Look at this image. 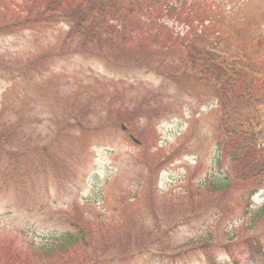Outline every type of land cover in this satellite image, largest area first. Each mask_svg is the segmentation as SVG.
I'll return each instance as SVG.
<instances>
[{"label":"rangeland","instance_id":"rangeland-1","mask_svg":"<svg viewBox=\"0 0 264 264\" xmlns=\"http://www.w3.org/2000/svg\"><path fill=\"white\" fill-rule=\"evenodd\" d=\"M167 1L137 3L149 20L165 27V42L155 36L157 26L151 36L149 30L147 38L136 39L141 60L148 51L164 53L160 47L171 48V56L184 55L165 31L187 33L199 43L230 23L237 42L223 39L225 51L233 43L242 48L241 41L256 46L255 69L264 73V0H173V10ZM17 3L0 0V27L18 15ZM68 33L62 22L0 36V65L15 78L0 80V171L10 173V163L26 164L21 179L13 172V182L9 178L3 186L0 178V256L14 260L12 250L22 257L15 264H200L207 254L200 250L203 239L211 235L206 246L214 264H264V258L247 257L244 241L254 235L264 255V229L258 224L244 232L248 218L236 186L225 196L209 191L235 171L224 155L216 160L220 115L214 101L194 86L163 80L153 70L159 66L115 72L113 63L124 62L122 52L114 50L106 67L81 54ZM43 55L49 58L39 59ZM37 59L27 82L21 77ZM142 111L154 114L140 118ZM16 122L28 129L20 132L22 149L9 150L3 143ZM255 130L264 143V128ZM149 170L153 174L144 180ZM249 204L252 211L264 205V190ZM234 232L240 237L231 241ZM79 233L83 240L72 251L37 258L62 235Z\"/></svg>","mask_w":264,"mask_h":264},{"label":"trees","instance_id":"trees-1","mask_svg":"<svg viewBox=\"0 0 264 264\" xmlns=\"http://www.w3.org/2000/svg\"><path fill=\"white\" fill-rule=\"evenodd\" d=\"M7 1L10 2L11 0ZM17 1L15 9H17L18 15L8 24L0 27V36L7 35L6 32L9 30H15L17 33L24 31L33 24L41 26L45 24L47 26L63 22L69 29V38H72V41L80 46L78 51L81 54L91 56V58L96 57L106 66L108 65L107 57L114 53V50L115 53L122 52L121 56L124 58V62L121 63L118 60L115 64L113 63L112 67L115 72H120L119 70L123 67L134 68L138 66L139 69L147 71L159 66V70L157 68H153V70L159 72L157 74L163 80H169L176 85L189 84L194 86L193 91L204 92L202 96L205 100L216 102L215 108H217L216 110L219 111L220 115L218 126L220 127V135L217 140L219 150L216 160H218L219 155H224L234 165L235 171L232 177L228 175L226 178L220 179L217 184L209 188V191L212 197L216 194L225 196L230 194L233 187L236 186L238 198L243 203V214L248 218V224L244 227V232L253 231L258 224L262 225V229H264V205L252 211L249 204L255 195L264 190V143L260 142L258 134L255 132L258 126L264 128V73L259 72L257 68V70L255 69L258 62L254 61L255 57L252 52L255 49L258 51L255 48L256 46L247 41L243 42L242 57L248 59L246 63H243L241 62L242 57L232 54L233 52L227 54V58L221 57L219 52H214L224 51L228 46L224 40L229 42L231 40L224 31H219L212 40L201 37L199 43L197 39L196 42H190L186 38L187 33L185 37L180 32L174 34L165 31V36H169L168 38L174 41L175 50H179L178 52L184 55L171 56L166 52L171 48L160 47L165 50L164 53L148 51L147 56L143 55L141 60L139 53L143 48L141 42L136 41L137 38H147L149 30L151 36L153 34L152 27L157 26L159 34L155 36H159L160 42L161 39L165 42L164 35L161 33L165 29L164 25L160 22L158 25L157 20H149L150 15H145L139 10L140 5L138 4L142 0ZM169 5L170 3H167L166 8L173 10L174 8ZM232 27L229 23L227 29ZM234 32L238 35L237 30H234ZM257 43L259 45L260 41H257ZM119 47L124 48L120 50ZM89 49L97 51L90 52ZM60 52L62 51H58L57 54L52 53L53 55L50 54V57L53 59L59 56ZM48 58L49 55H43L39 59ZM152 58H155V61L148 62ZM39 63L38 59L34 60L29 65L31 71L21 78L30 82L31 79L27 76L36 69ZM12 78L15 79L13 73L11 74V69L0 65V80L11 83ZM185 92L192 94L189 90H185ZM147 114L154 113L152 111H142L139 116L142 118ZM21 124L16 122L11 133L7 136L6 143H3L5 146L8 145L9 150L13 146L16 147L15 145L22 149V133L28 128H23ZM136 160L140 162L142 159ZM18 162H16L17 165L10 163L16 166H8L11 168L10 173L0 171V178H3L6 182L3 183L2 180L1 184L3 186H7L9 178L14 177L13 172L15 176H18V179L24 176L22 167L25 168L26 164L21 166ZM150 171H146L147 174L144 180L150 179L153 174ZM12 182L13 179L11 178ZM205 186L201 187V190H205ZM80 236H82V233L75 236L71 234L62 235L51 245L41 249L39 252H42V254L37 258L51 259L56 254L72 251L71 249L76 245L75 243L83 240V237L80 239ZM238 237H240V232H234L229 240L232 241ZM203 240L204 243L200 250L203 251V256L207 254L203 261L199 260L198 263L214 264V258L208 253L206 246L213 242L212 236L208 235ZM244 243L247 248L245 250L247 257L252 260L264 258L263 246L256 235L244 241ZM95 244L105 246V242L101 240H97ZM228 254L232 256V254ZM10 257L18 262L22 258L12 250H10ZM23 259L28 262L30 260L29 258ZM14 260L4 255L0 256V264H15ZM164 263L189 264L183 261L169 262L168 260L162 262V264Z\"/></svg>","mask_w":264,"mask_h":264}]
</instances>
